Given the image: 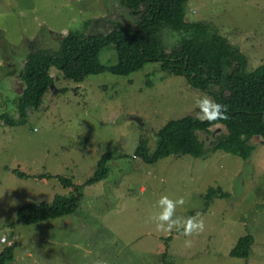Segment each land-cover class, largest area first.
Returning a JSON list of instances; mask_svg holds the SVG:
<instances>
[{
  "label": "rangeland",
  "instance_id": "obj_1",
  "mask_svg": "<svg viewBox=\"0 0 264 264\" xmlns=\"http://www.w3.org/2000/svg\"><path fill=\"white\" fill-rule=\"evenodd\" d=\"M186 20L212 25L245 55L247 71L264 66V0H189ZM134 22L122 0H0V114L20 118L17 103L25 85L21 78L20 87L12 85L32 48L56 52L64 33L107 34ZM161 37L169 53L181 36L164 28ZM100 61L115 65V48H103ZM50 74L56 91L49 89L25 125L0 121V253L15 247L8 264H264L260 137L251 141L256 148L251 159L243 161L215 150L227 134L219 124L198 132L206 148L200 159L173 155L149 165L134 157L139 140L145 138L152 153L168 121L203 119L196 102L205 95L214 101L210 93L160 64L125 76L90 75L82 82L64 78L57 68ZM103 154L112 156L107 178L83 188L76 213L36 224L18 222L23 206L70 194L56 177L84 185ZM15 170L31 179L21 180ZM38 176L52 179L39 181ZM211 188L228 197L219 195L207 208ZM162 196L183 197L173 219L199 214L196 222L203 220V231L191 236L182 235L183 228L157 231L151 218L161 211ZM248 234L254 237L249 258L231 257L238 239Z\"/></svg>",
  "mask_w": 264,
  "mask_h": 264
},
{
  "label": "trees",
  "instance_id": "obj_2",
  "mask_svg": "<svg viewBox=\"0 0 264 264\" xmlns=\"http://www.w3.org/2000/svg\"><path fill=\"white\" fill-rule=\"evenodd\" d=\"M189 0H122V5L133 16L132 27L117 25L107 34L92 35L68 32L59 37L60 49L56 52L36 48L29 52L20 78L25 90L18 97L19 119L7 113L0 114V121L7 126L25 125L30 112L37 111L45 94L54 84L51 68L60 70L64 78L82 82L90 75L110 72L130 75L146 64H160L169 74L183 76L191 87L210 93L214 102L228 106V119L209 122L194 116L168 121L157 134V145L150 153L145 138L139 140L134 157L149 165L173 155H190L195 159L205 156V144L198 132H211L222 124L227 134L220 136L215 150H222L243 161H249L255 146L251 141L260 137L264 144V66L247 71V59L240 49L224 38L212 25L205 22H188L186 6ZM88 24V23H87ZM164 28L179 33L180 39L167 53L161 33ZM114 47L117 52L115 65L105 67L100 61L103 48ZM112 161L110 154H103L94 176L84 185L56 177L64 187L71 189L68 196L56 195L52 203L27 204L18 211V222L36 224L69 216L77 212L84 196V187L106 179V165ZM12 174L21 180L31 177L19 170ZM39 181L52 176H38ZM221 195L211 188L207 194V208ZM254 237L250 234L238 239L231 249V257L248 259ZM14 245L0 253V264L14 261Z\"/></svg>",
  "mask_w": 264,
  "mask_h": 264
},
{
  "label": "clouds",
  "instance_id": "obj_3",
  "mask_svg": "<svg viewBox=\"0 0 264 264\" xmlns=\"http://www.w3.org/2000/svg\"><path fill=\"white\" fill-rule=\"evenodd\" d=\"M196 103L200 109L202 118L209 122H214L221 119L226 120L229 118L227 115L228 106L214 102L207 95H205L202 99H197ZM157 203L161 211L158 215L151 218L157 222V231L171 232L173 228H176L177 230L183 228L182 235L184 236H191L194 231H203V220H199L198 223L196 222L199 214H197L195 217H189L186 220L182 217L173 219L177 205L182 206L185 203L183 197L174 201L169 199L167 196H162ZM185 246L191 247L192 242L190 240H186Z\"/></svg>",
  "mask_w": 264,
  "mask_h": 264
},
{
  "label": "crops",
  "instance_id": "obj_4",
  "mask_svg": "<svg viewBox=\"0 0 264 264\" xmlns=\"http://www.w3.org/2000/svg\"><path fill=\"white\" fill-rule=\"evenodd\" d=\"M11 82H12V80H11ZM12 87H15L16 89H17V87H20V74H19V80H15V83H14V85H12ZM3 113H6V112L4 111ZM3 113H1V114H3Z\"/></svg>",
  "mask_w": 264,
  "mask_h": 264
},
{
  "label": "water",
  "instance_id": "obj_5",
  "mask_svg": "<svg viewBox=\"0 0 264 264\" xmlns=\"http://www.w3.org/2000/svg\"><path fill=\"white\" fill-rule=\"evenodd\" d=\"M23 82V81H22ZM23 84H24V82H23ZM25 85V84H24ZM51 88L54 90V91H56L55 90V87H54V84L53 85H51Z\"/></svg>",
  "mask_w": 264,
  "mask_h": 264
},
{
  "label": "built area",
  "instance_id": "obj_6",
  "mask_svg": "<svg viewBox=\"0 0 264 264\" xmlns=\"http://www.w3.org/2000/svg\"><path fill=\"white\" fill-rule=\"evenodd\" d=\"M2 240H3V241H5V240H6V237H5V236H4V237H2Z\"/></svg>",
  "mask_w": 264,
  "mask_h": 264
},
{
  "label": "flooded vegetation",
  "instance_id": "obj_7",
  "mask_svg": "<svg viewBox=\"0 0 264 264\" xmlns=\"http://www.w3.org/2000/svg\"><path fill=\"white\" fill-rule=\"evenodd\" d=\"M111 32V31H110Z\"/></svg>",
  "mask_w": 264,
  "mask_h": 264
}]
</instances>
